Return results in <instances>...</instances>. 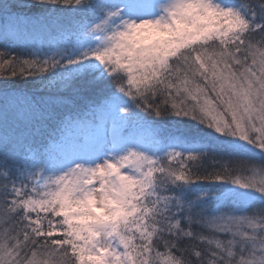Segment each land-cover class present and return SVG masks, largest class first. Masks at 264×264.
I'll use <instances>...</instances> for the list:
<instances>
[{
  "label": "snow or ice",
  "instance_id": "snow-or-ice-1",
  "mask_svg": "<svg viewBox=\"0 0 264 264\" xmlns=\"http://www.w3.org/2000/svg\"><path fill=\"white\" fill-rule=\"evenodd\" d=\"M0 264H264V0H0Z\"/></svg>",
  "mask_w": 264,
  "mask_h": 264
}]
</instances>
